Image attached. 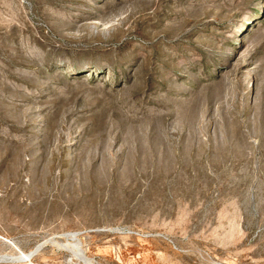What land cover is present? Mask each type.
<instances>
[{
  "label": "rangeland",
  "instance_id": "374dc122",
  "mask_svg": "<svg viewBox=\"0 0 264 264\" xmlns=\"http://www.w3.org/2000/svg\"><path fill=\"white\" fill-rule=\"evenodd\" d=\"M0 256L264 264V0H0Z\"/></svg>",
  "mask_w": 264,
  "mask_h": 264
},
{
  "label": "water",
  "instance_id": "95a60500",
  "mask_svg": "<svg viewBox=\"0 0 264 264\" xmlns=\"http://www.w3.org/2000/svg\"><path fill=\"white\" fill-rule=\"evenodd\" d=\"M29 257L26 256L25 259H28ZM8 260L7 256H0V261Z\"/></svg>",
  "mask_w": 264,
  "mask_h": 264
}]
</instances>
